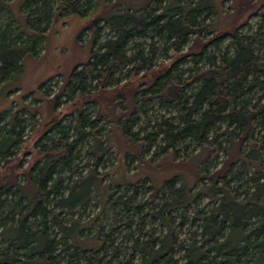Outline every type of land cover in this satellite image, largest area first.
<instances>
[{
	"label": "trees",
	"instance_id": "1",
	"mask_svg": "<svg viewBox=\"0 0 264 264\" xmlns=\"http://www.w3.org/2000/svg\"><path fill=\"white\" fill-rule=\"evenodd\" d=\"M53 1L56 2V6L51 11L50 0H24L19 7V13L24 9H29V13L34 15L29 16L28 12L21 14L23 16L22 22H19L13 15L11 16L10 21H18L17 36L10 37L7 28L2 29L0 26V83L20 69L21 61L26 53L34 55L39 53L43 36L57 17L68 13L84 16L91 11L89 5L95 2V0ZM192 1L169 0L168 4L162 8V0H147L138 8L140 13L137 15L133 14L134 10L126 6L124 10L115 12L108 17L103 16L94 19L92 24L94 35L87 61L73 68L61 84L59 92L52 98H48L47 94L49 93L43 89L45 85H50L49 80H45L40 85L39 91L54 104V107L61 95L68 98H73L76 95V98L80 99L78 100L80 103L89 102L90 99L86 96L89 95L87 88L93 83L92 87L101 90L111 86L108 97L114 99L109 102V105L101 107L99 115L93 118L89 117L79 105L76 109L78 114L75 124L68 126L66 130L60 124V117L53 122L52 129L57 132V138L47 137L43 141L41 146L43 153L41 161H38L40 162L39 166H36L37 162L34 163L27 169L25 175L26 180H32L34 184V208L27 207V201L24 205L20 204L19 201L24 200L25 197L20 191L17 174L12 173L8 176L0 172V194L11 191L20 192L18 200H15L9 210L20 213L22 207L23 209L27 208L23 210L22 214H19L16 224L9 227L7 226L11 219L8 218L7 214L2 215L0 211V223L7 227L3 229V233L8 234V245L19 248L25 256V259L21 260L22 264H55L56 257L59 256V254H55L58 242L54 236L48 235V228L51 229L50 225L59 228L60 239L64 242L63 250L72 249V252L68 253V257L73 261H75L74 254L77 250L82 253L92 252L94 254H99L105 250L106 240L104 236H101V244L97 248L80 249L73 246L64 231V228L70 223L67 224L60 218L59 212L56 213L47 209L46 203L56 199V204L66 206V211L69 213L74 207L89 199L74 198L79 189L73 184L65 196L63 193L54 196V193H57L56 189L61 185V178L57 176L59 164L62 163L70 167L71 172L77 168L71 167L69 163L78 141L85 136L84 130L89 129L95 137L91 144L92 152H90L96 157V160L90 165L92 171L94 170L98 174V162L106 155L112 154L109 152L110 146L105 143L106 139L102 141L97 136L98 121L101 114L106 116L107 120L111 122V126L118 125L119 130L127 140L140 143L143 154L148 152L151 142L155 140V134L147 133L138 138L137 134L131 132V128L136 123L134 117L141 104H149L155 100L161 106L177 109L179 113L177 122L169 123L167 120H162L158 124V134L164 142V146L160 147L161 151L167 150L175 156L177 153L175 147L178 144L186 140L194 143L196 147L206 152L198 163V180L202 183L207 180L210 185L192 198L188 193L187 196L181 192V185L174 187L175 178L165 181L159 188L148 186L149 196L143 205L148 209L147 212L152 218L158 219L162 223L166 222V232L162 238L151 237L145 241H139V237L136 236L133 239L131 247L132 251L140 257L139 264H158L160 261H164L165 264H175L172 255L177 246L175 236L177 228L167 222L168 219L165 215L170 210L167 209V205L187 207L203 192L213 201V208L209 214L198 216V219L202 221L201 236L204 238L203 242L211 241L213 244L207 249L203 242L197 244L194 236H192L188 246L184 247L182 264H201L204 259L209 257L210 249L214 250L215 257H220V263L228 261L230 264H241L237 261V250L246 249L249 243L255 251L252 255L254 260L248 264H264V209L259 212H250L244 204L251 198H255L258 203L261 199L260 202H264V166H262L259 155L263 149L264 136L260 140L255 138L256 132L264 129V94L253 103L241 99L245 90H250L255 86L260 85L264 90V54L255 51L253 42L249 37L238 33V29L243 23L231 24L230 28L227 29L226 27L216 32L209 30L208 33H213L214 38L203 40L201 34L206 29V25L201 24L194 27L191 11L208 10V8L198 7V0L194 3ZM191 3H193L192 6H190ZM156 12L157 14H155ZM100 21H104L105 25L114 30L115 35L97 43ZM148 30H154L157 35L164 36L165 42H170L171 47L175 48L174 54L177 53L179 44L185 45L188 35L194 34L195 40L187 46L186 53L182 54L180 58L174 57L169 64L159 63L154 67L151 64L156 52L153 43L149 46V58L145 57L139 50H135L130 56L126 55V45L133 38V35H142ZM227 36L230 39L231 52H227L225 49L216 56L206 53L207 48L205 46L214 44L218 39L217 37L227 38ZM149 37L153 38L152 36ZM196 47L198 48L197 52H191ZM189 55L196 57L193 59L194 65L197 66L203 62V66L201 68L198 66L188 67L186 69L188 74L184 75L182 70H177L176 63ZM131 63H133L132 68L126 70L130 73L128 74L130 81L121 83V80L125 78L118 71L122 69L121 67ZM140 71L142 74L137 76ZM103 98L107 99L105 94L103 96L101 94L93 101L101 103ZM221 122H227L228 126H233V129L238 131L236 136L232 137L231 131L227 133V125L222 132L217 131ZM18 123L19 121H16V117H14L8 134L0 139L2 157L7 156V149L15 142L13 127ZM69 127L76 131V138L68 137ZM223 134L226 135V141L227 136L229 137L231 152L228 158L222 161L219 168L210 172L208 169L222 151L217 137ZM259 143L261 144L259 145ZM245 145H247L246 149L243 148ZM100 146L101 153L99 152ZM47 155H49V160L46 162V158H43ZM43 165L49 166H44L42 169L41 166ZM233 167H235L236 172L251 168L255 173L260 174L261 179V182L256 183V191L249 198L239 202H236L230 196L227 188L224 187L226 175L231 172ZM51 180L53 184L48 186ZM130 185L138 188L139 185L142 186L143 184ZM118 187L113 188L106 201H110L112 205L122 204L124 209L129 211L131 195L125 197L123 194H119L112 200V196ZM164 188L175 196L174 202L160 204L159 194ZM123 197L125 198L123 199ZM234 202L242 204L239 206L241 207L239 212L227 208V203L233 205ZM158 204L159 206L156 207ZM143 205L136 206L137 212L143 208ZM255 215H258V218L260 216L257 225L248 232L245 231L246 219ZM28 216L33 218L32 223L35 225L33 229L27 228L25 225ZM216 217H220L221 222L225 223L226 227L228 226L229 235L233 230L232 228H240V234L235 244L229 243V235L225 240L216 241V236L222 232V227L214 221ZM131 224L132 220H127L125 226L130 227ZM16 229L20 230V234L15 233ZM96 231L100 232L99 229ZM81 232L80 236H82ZM125 237L131 239L132 235L128 233ZM259 237L262 239L259 240ZM240 241H242L241 246H239ZM8 245L1 250L0 264H15L19 261L15 254L8 253ZM85 257L86 260H91L89 256Z\"/></svg>",
	"mask_w": 264,
	"mask_h": 264
},
{
	"label": "rangeland",
	"instance_id": "2",
	"mask_svg": "<svg viewBox=\"0 0 264 264\" xmlns=\"http://www.w3.org/2000/svg\"><path fill=\"white\" fill-rule=\"evenodd\" d=\"M23 1L0 0V26L2 29L7 28L10 37L18 34V21H23L21 14L28 12L29 16L34 15L29 13V9H24L19 13V7ZM146 1L95 0L94 4L92 2L89 5L91 11L84 16L68 13L57 17L44 34L39 53L37 55L26 53L21 61L20 69L0 83V139L8 134L14 117H16V121H19L13 127L15 142L7 149V156L2 157V153H0V172L8 176L12 175V173L17 174L20 191L27 199L19 201L21 205H24L27 201V207H31V209L35 207L34 184L32 180H26L25 175L27 169L34 163L37 162L36 166H39L40 162L38 161H41L43 153V148L41 147L43 141L47 137L57 138V132L52 129L53 122L60 117V124L66 130L68 126L75 124L78 114L76 109L79 105L89 117L93 118L99 115L101 107L109 105V102L114 99L113 97H108V91L111 86L101 90L97 87H92L93 83L87 88L89 95L86 96L90 99L89 102L82 104L78 101L80 99L76 98V95L73 98L61 95L54 107V104L39 91L40 85L45 80H49L50 85H45L43 89L49 93L47 94L48 98H52L53 95L59 92L61 84L73 68L87 61L94 35L92 28L94 19L103 16L108 17L115 12L124 10L126 6L134 10L133 14L137 15L140 13L138 8ZM194 1L196 0L192 2L194 3ZM50 2L51 11H53L56 2L53 0H50ZM168 2L169 0H162V8ZM197 6L208 8V10L191 11L194 27L201 24L206 25V29L201 34L203 40L214 38L215 35L213 33H208L209 30L216 32L226 27L227 29L230 28L231 24L238 25L243 23L238 29V33L249 37L253 42L255 51L264 54V0H198ZM240 10L242 11L238 12ZM12 15L18 21H10ZM99 25L97 43L115 35V31L105 25L104 21H100ZM217 38L214 44L208 47L205 46L207 48L206 53L216 56L220 55L225 49H227V52L232 51L228 36L227 38ZM194 40V34L188 35L185 45L179 44L177 53L174 54L175 48L171 47L170 42H165L164 36L157 35L154 30H148L142 35H133V38L126 45V55L130 56L135 50H139L145 57L149 58V46L153 43L156 52L151 64L156 67L159 63L169 64L174 57L180 58L182 54L186 53L187 46ZM197 50L198 48L196 47L191 52H197ZM194 58L196 57L189 55L184 60L177 62V70H182L184 75H187L188 71L186 69L196 66L193 61ZM132 66L133 63L125 65L118 71V73L123 75V78H127L126 80H121V83L127 80V82L130 81V76L128 75L130 73L126 70L132 68ZM197 66L201 68L203 62L199 65L197 64ZM141 74L142 71L137 76ZM101 94L102 96L105 94L107 99L103 98L101 103L93 101ZM263 94L264 90L259 85L250 90H245L241 99L253 103L260 99ZM178 115L177 109L161 106L156 100L149 104H141L134 117L136 118V123L132 126L131 132L137 134L138 138L143 137L147 133L155 134V140L151 142L149 151L143 154L140 143L127 140L119 130L118 125L111 126V122L107 120L105 115L101 114L98 121L97 136L102 141L106 139L105 143L110 146L109 152L112 154L106 155L98 162V174L94 170L92 171L90 166L96 160L95 155L90 153L92 152L91 144L95 137L90 133L89 129L84 130L85 136L78 141L69 163L71 167L77 168L74 172H71L70 167L62 163L59 164L57 176L61 178V185L56 189L57 193H54V196H59L61 193L65 196L73 184L79 189L74 198L89 199L85 203L74 207L69 213L66 211V206L56 204V199L48 204L46 203V207L56 213L59 212L60 218L67 224L70 223L64 228V231L73 246L80 249L97 248L101 244V236H104L106 240L105 250H102L99 254L92 252L82 253L77 250L74 254L75 261H73L68 257V253L72 252V249L63 250L64 242L60 239L59 228L50 225L51 229L48 228V235L54 236L58 242L55 254H59V256L56 257L55 264H139L140 257L132 251L131 247L133 239L136 236L139 237V241H145L151 237L162 238L166 232V222L162 223L160 220L152 218L147 212L148 209L143 205L149 196L148 186L159 188L165 181L175 178L174 187L181 185V192L184 194L188 193L192 198L210 185L207 180L203 181V183L198 180V163L206 152L196 147L194 143L186 140L178 144L175 147L177 150L176 157L172 152L161 151L160 147L164 146V142L158 134V124L162 120H167L169 123L177 122ZM226 125L227 122L219 123L217 131L222 132ZM69 128L67 131L68 137L76 138V131L71 129V127ZM230 131L232 132V137L236 136L238 132L233 129V126L227 125V133ZM106 135L107 137L105 138ZM262 136H264V129L259 130L255 134L256 140H260ZM102 141L99 142L101 143ZM217 141L221 144L222 151L213 162L214 164L208 169L210 172L219 168L222 161L228 158L231 152V142L228 136L227 141L224 134L220 137L218 136ZM262 144L263 149L259 152V155L262 166H264V143ZM244 147L246 149L247 145ZM99 149H101V146ZM101 151L102 149L99 150L100 153ZM45 158L47 162L49 155L43 159ZM44 166H41L42 169ZM258 182H261L258 172L255 173L251 168L236 172L235 167H233L231 172L226 175L224 187L227 188L230 196L236 202H239L249 198L256 191V183ZM135 183L143 185H139L138 188L130 185ZM52 184L53 181L51 180L48 186ZM116 186L119 187L112 196V200L119 194H123L125 197L131 195L129 211L125 210L122 204L112 205L110 201H106L107 196ZM160 192H162L159 194L160 204L174 202L175 196L169 193L167 189L164 188ZM19 195V191L0 194L1 214H7L8 218L11 219L7 227L15 225L19 214H22L23 210L27 209L22 207L20 213L9 210L15 200H18ZM260 201L258 203L255 198H251L245 201L244 204H246L247 210H250V212H259L264 209V202ZM236 202L233 205L227 203V208L239 212L241 210L239 206L242 204ZM140 205H143V208L137 212L136 206ZM158 206L159 204L156 205V207ZM212 208L213 201L204 192L199 194L187 207H171L167 205V209H170L165 215L168 219L167 222L177 228L175 232L177 246L174 248L172 255L175 264H182L185 252L184 247L188 246L192 236H194L197 244L203 242L204 238L201 236L202 221L198 219V216L209 214ZM257 216L246 219L245 231L248 232L257 225V221L260 220V216L259 218ZM127 220H132L130 227L125 226ZM214 221L222 227V232L216 236V241L225 240L227 235H229L228 226L226 227L225 223L221 222L220 217H216ZM32 222L33 218L28 216L25 221L26 227L35 228ZM7 227L0 223V254L2 248L7 246L9 242L7 240L8 234L3 233V229ZM96 229H99L100 232H95ZM232 229L228 237L231 245L235 244L240 234L239 227ZM80 231H82V236H80ZM15 233L20 234V230L16 229ZM94 233L97 234L94 235ZM128 233L132 235L131 239L125 237ZM92 234L94 236L89 237ZM261 239L262 237H259V240ZM203 243L207 249L213 244L211 241ZM241 243L242 241L239 242V246H241ZM8 246V253L15 254L19 260L15 264H22L21 260L25 259L22 250L10 244ZM254 251L255 249L250 243L246 249H238L237 261L241 264H248V262L254 260V256H252ZM214 254V250L210 249L209 257L204 259L201 264H230L228 261L220 263V257H215ZM85 256H89L91 260H86ZM158 264L165 263L160 261Z\"/></svg>",
	"mask_w": 264,
	"mask_h": 264
}]
</instances>
